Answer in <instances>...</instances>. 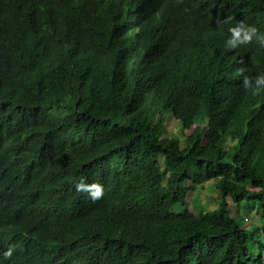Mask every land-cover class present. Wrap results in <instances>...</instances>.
Returning a JSON list of instances; mask_svg holds the SVG:
<instances>
[{"label": "trees", "instance_id": "trees-1", "mask_svg": "<svg viewBox=\"0 0 264 264\" xmlns=\"http://www.w3.org/2000/svg\"><path fill=\"white\" fill-rule=\"evenodd\" d=\"M242 21L264 33V0H0V264H264V92L238 72L264 47L225 46Z\"/></svg>", "mask_w": 264, "mask_h": 264}, {"label": "rangeland", "instance_id": "rangeland-1", "mask_svg": "<svg viewBox=\"0 0 264 264\" xmlns=\"http://www.w3.org/2000/svg\"><path fill=\"white\" fill-rule=\"evenodd\" d=\"M168 123L167 126L170 130V135L174 137H178L182 140V144H184V139L186 136V133L183 130L180 129L179 125L174 122V120L171 117H168L167 119ZM233 144V142H230ZM159 161L162 166V168L165 170L166 174L168 175V166L166 165V160L163 155L159 156ZM221 198V194L219 189L216 187V180L210 179L207 180L204 184H202L195 195L190 196L188 199V207L194 212L193 214L198 216L201 215V213L215 208ZM251 204V205H250ZM246 202L245 208L241 209V213L246 217V225L248 227H251V224H259L263 225V220L261 218L260 210L261 206L257 202ZM230 205L232 208H236L234 201L230 198ZM262 238L264 239V229L261 230ZM257 250L259 249V246L256 245Z\"/></svg>", "mask_w": 264, "mask_h": 264}, {"label": "clouds", "instance_id": "clouds-1", "mask_svg": "<svg viewBox=\"0 0 264 264\" xmlns=\"http://www.w3.org/2000/svg\"><path fill=\"white\" fill-rule=\"evenodd\" d=\"M225 21L217 20V25L222 26ZM230 36L225 41V46L229 49H237L241 46L251 44L253 42L258 43L264 47V33L252 25H248L245 22H239L236 26L229 29ZM239 75L243 76V87L250 89L253 95H259L264 92V74L258 75L254 80L244 75V69L238 70ZM76 190L79 192H87L93 200H99L103 197V186L98 183L87 184L83 181L76 185ZM6 257H11L12 249H9L5 253Z\"/></svg>", "mask_w": 264, "mask_h": 264}, {"label": "bare ground", "instance_id": "bare-ground-1", "mask_svg": "<svg viewBox=\"0 0 264 264\" xmlns=\"http://www.w3.org/2000/svg\"><path fill=\"white\" fill-rule=\"evenodd\" d=\"M35 166V165H34ZM38 166V165H37ZM40 168V167H39ZM36 169H37V167H36Z\"/></svg>", "mask_w": 264, "mask_h": 264}]
</instances>
